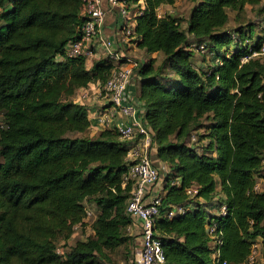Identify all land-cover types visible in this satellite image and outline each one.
Masks as SVG:
<instances>
[{"label":"trees","instance_id":"trees-1","mask_svg":"<svg viewBox=\"0 0 264 264\" xmlns=\"http://www.w3.org/2000/svg\"><path fill=\"white\" fill-rule=\"evenodd\" d=\"M123 2L138 9L137 46L163 54L136 73L154 158L167 167L154 223L165 264H251L255 240L263 259L254 264H264V186L253 189L264 177V33L256 31L264 3L247 19L260 0H194L183 20L158 13L174 0ZM80 5L0 0V264H105L128 243L133 255L127 147L115 128L89 135V109L72 98L91 82L102 86L113 63L101 56L88 68L83 57H57L79 36ZM200 45L212 55L205 68L194 59ZM85 201L96 207L92 235L70 244ZM212 204L226 213L210 214ZM175 205L184 212L166 217ZM211 218L220 245L206 230Z\"/></svg>","mask_w":264,"mask_h":264},{"label":"built area","instance_id":"built-area-1","mask_svg":"<svg viewBox=\"0 0 264 264\" xmlns=\"http://www.w3.org/2000/svg\"><path fill=\"white\" fill-rule=\"evenodd\" d=\"M102 0H81L79 14L83 17L80 33L76 39L68 41L58 58L83 57L85 64L97 52V44L103 47V55L108 57L113 66L107 80L102 85L101 94L105 97L106 104L94 112L92 115L88 110L90 125L103 128H115L119 138L125 142L127 147V159L129 166L123 175L124 182L132 184L129 197L126 201V213L131 219L127 227L128 231L134 234L133 264H165V255L161 245V240L155 235L154 223L159 214V206L162 197L155 191L159 182L162 180L158 167L155 165L153 155L155 148L152 143V132L144 115L140 118L135 117L136 102L128 95V86L136 73V69L142 62L132 57H128L123 51L116 49L113 43L101 34V27L105 19L106 10L102 6ZM115 4L118 0H108ZM123 15L122 31L125 36L131 38L135 46L137 36L130 23L131 17L125 6L120 9ZM160 15V14H159ZM201 52L205 51L203 45L199 46ZM264 52V45L261 51ZM258 54L257 52L253 55ZM247 57H244L246 59ZM91 90L82 87L78 92V102L85 104ZM109 102V103H108ZM130 118V119H127ZM165 182V176H164ZM172 183H177L174 181ZM264 186V177H259L253 186L258 191ZM195 188L187 190L193 194ZM93 204L84 202L85 217L84 222L96 217V212L92 209ZM216 214L224 215L226 205L221 204L216 208ZM185 210L183 205L171 206L166 211V217H171L174 213H182ZM80 225V224H78ZM75 225L74 229L78 227ZM206 230L213 243L221 244V230L218 229L214 219L206 225ZM214 255L219 256V248L215 246ZM261 245L258 240L252 244L251 251L247 257V262L254 264L263 259ZM56 251L62 254V247L57 246ZM222 264H227L225 261Z\"/></svg>","mask_w":264,"mask_h":264},{"label":"crops","instance_id":"crops-1","mask_svg":"<svg viewBox=\"0 0 264 264\" xmlns=\"http://www.w3.org/2000/svg\"><path fill=\"white\" fill-rule=\"evenodd\" d=\"M101 2H102V6L106 10L105 19H104L102 27H101V34L104 37L108 38L113 43V45L116 49L123 51L124 54L127 55L128 57H132L136 60H138V58H139V61H141V62H145L147 59L152 58V57H156L159 53H161V52L148 53L144 49L138 47L137 45L135 46V44H133V42L131 41V38H128L127 36H125L123 34L122 26H123L124 19H123V15L120 12L121 7L125 6L123 0H118L115 4H111L108 0H102ZM174 3L175 2H173V4ZM170 6L171 5H169V4L160 5L158 8V13L160 14L161 11H165L164 10L165 8H167L168 12L170 13V11H171L169 9ZM126 8H127L129 15L131 17L130 23L132 24L133 29H134L135 15L137 14L138 9H137V7H133V6H129ZM263 26H264V23H263ZM101 56H104L103 55V47L98 43L96 54L89 61H87L88 64H86V66L89 68L92 65L93 60L98 59ZM139 80H140L139 75L137 73H135V75L132 79V82L128 86V95L130 98H132L136 102V106H137L136 111H135V117L136 118H140L143 115H145V108H144L142 102L138 99L139 85H140ZM85 87H88L90 90H93L91 92H94V94H92L90 92L88 99L85 101V105L88 107L89 112H92V113H90L92 115L94 112H97L98 110L103 108V106L106 104L107 100L105 99V97H102L100 99L97 98L99 95H101V90H102L101 89L102 86L100 85L99 82H91ZM81 88L82 87L78 88L75 91V93L72 95V98L77 102H78V100H77L78 92L81 90ZM80 103H82V102H80ZM88 118H89V116H88ZM127 119H130V118H127ZM100 130H101V128L94 126V125H92V126L90 125L87 133L89 135H95ZM154 159H155V161H158L156 158H154ZM153 190H154V192L156 191L159 194V191L157 190V188H154ZM164 192H165V189H163V193ZM70 238H71V236H70ZM70 238H69V241H70ZM77 240H79V239H77Z\"/></svg>","mask_w":264,"mask_h":264},{"label":"rangeland","instance_id":"rangeland-1","mask_svg":"<svg viewBox=\"0 0 264 264\" xmlns=\"http://www.w3.org/2000/svg\"><path fill=\"white\" fill-rule=\"evenodd\" d=\"M175 3L172 4L169 9L171 10L170 12L177 16V17H181L183 18V20L185 18H187V16L190 13L191 7L194 4V0H175ZM261 3H264V0H260V4L254 5V6H247L245 14L247 13V19H255V17L258 15L256 14V10L258 9V7H260ZM168 7V6H167ZM165 11H161L160 14H163L165 12H168V9L165 8ZM229 13V27L234 28L235 26H237V24H235L234 21V12L232 11H228ZM186 23L185 21H182V27H185ZM263 26V25H262ZM264 27V26H263ZM257 32L259 33H264V28L262 29H256ZM191 40V39H189ZM264 45V42L262 43ZM200 51V50H199ZM194 50V59L195 62L198 66H201L203 68L208 67V64L211 62V54L207 51V49H205V51L203 52H199ZM256 55V54H255ZM261 59L264 61V52L261 53L260 55ZM158 61H161L163 58V54L159 53L156 56ZM139 60V58H138ZM93 91V90H91ZM92 94H94V92H91ZM96 94V93H95ZM104 97L102 94L99 95L97 98L100 99ZM96 98V99H97ZM100 107V106H99ZM202 123H204V119H201ZM0 125H1V120H0ZM202 131L201 129L198 130V132ZM196 140V136L195 134H193V137L191 139V141H195ZM154 158V155H153ZM155 161V159H154ZM155 165L158 167L159 170V175L161 177V181L158 184L157 190L159 191V195L162 197L163 196V189H165V182H164V176H165V172L167 171V167L165 166V164H163L160 161H155ZM92 209L96 212V208L94 205L91 206ZM217 206L216 204H212L211 206H208V211L210 214H216V209ZM92 220L88 219L87 221H85L84 224L82 225H78V227H76L73 231V234L71 235L70 238V244L74 243L75 240L77 239H85L88 235H92ZM130 234L134 235L132 232L129 231ZM134 243V242H133ZM132 244H123L120 245L116 250H114L112 253H110V257H111V263H105V264H133V255H132Z\"/></svg>","mask_w":264,"mask_h":264}]
</instances>
